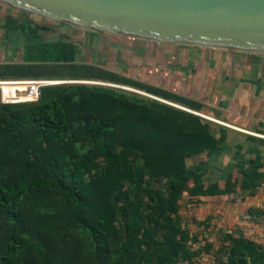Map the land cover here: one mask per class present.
Here are the masks:
<instances>
[{"label":"trees","instance_id":"16d2710c","mask_svg":"<svg viewBox=\"0 0 264 264\" xmlns=\"http://www.w3.org/2000/svg\"><path fill=\"white\" fill-rule=\"evenodd\" d=\"M38 29L42 26H36ZM0 79L46 85L39 101L0 99V264H194L212 249L184 224L181 200L218 191L188 159L218 138L199 101L78 61L70 40L34 39ZM225 264H264V244L225 233Z\"/></svg>","mask_w":264,"mask_h":264},{"label":"crops","instance_id":"0c3cea01","mask_svg":"<svg viewBox=\"0 0 264 264\" xmlns=\"http://www.w3.org/2000/svg\"><path fill=\"white\" fill-rule=\"evenodd\" d=\"M22 34L0 30V63L23 60L26 41L16 40ZM163 55L164 64H151L154 85L199 101V114L209 117L204 118L222 138L212 154L205 151L187 161L218 191L195 196L185 191L184 224L199 241L218 235L223 241L233 232L264 244V53L174 44ZM240 225L253 229L247 234Z\"/></svg>","mask_w":264,"mask_h":264},{"label":"water","instance_id":"95a60500","mask_svg":"<svg viewBox=\"0 0 264 264\" xmlns=\"http://www.w3.org/2000/svg\"><path fill=\"white\" fill-rule=\"evenodd\" d=\"M0 1L97 31L101 38L104 33H114L233 52L264 53V0Z\"/></svg>","mask_w":264,"mask_h":264},{"label":"rangeland","instance_id":"374dc122","mask_svg":"<svg viewBox=\"0 0 264 264\" xmlns=\"http://www.w3.org/2000/svg\"><path fill=\"white\" fill-rule=\"evenodd\" d=\"M36 26H42V28L38 29ZM4 29L8 31L14 29L19 31L22 30L23 33H26V35L22 34L23 36L16 37V40L19 41L20 44L24 41L34 39H65L73 41L78 47L79 62L97 64L152 84H154V81L153 78H151V64L153 62L164 64L167 58L163 55L164 48L177 44L114 33H104L101 38L100 33L97 31L29 13L0 1V30L1 32L7 33L8 31ZM20 56L23 57V54ZM121 86L122 87H115L149 96V93H145V91L136 88L132 89V87L128 86ZM241 227L247 234H250L251 229H253V227H248L247 225ZM262 227L263 226H260V230H262ZM197 231L198 230L195 232ZM220 240V236L218 235L214 236L210 242H207L213 245L212 249L202 252V254L196 258L194 264H225L226 253L224 249L220 251L221 247H224L223 241ZM205 242L206 241L202 239L192 244V248L197 249ZM180 264H188V262L183 261Z\"/></svg>","mask_w":264,"mask_h":264},{"label":"built area","instance_id":"2783aa9c","mask_svg":"<svg viewBox=\"0 0 264 264\" xmlns=\"http://www.w3.org/2000/svg\"><path fill=\"white\" fill-rule=\"evenodd\" d=\"M87 81L85 83H97V84H105V85H112V86H119L118 84H110L108 82L103 81ZM62 82H70L65 80H57V79H47V78H6V79H0V99L2 103L5 104H13V103H32L37 102L40 100L42 96V89L46 85L55 84V83H62ZM126 87V86H123ZM134 89V88H132ZM149 96H154L151 94H148ZM160 100H164L162 98L156 97ZM166 101V100H164ZM173 105L188 109L186 107H183L181 105L172 103L170 101H167ZM190 110V109H188ZM205 118H209L204 115ZM212 120H215L213 118H210Z\"/></svg>","mask_w":264,"mask_h":264}]
</instances>
